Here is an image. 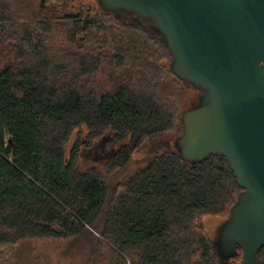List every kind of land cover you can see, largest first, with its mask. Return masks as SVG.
Returning a JSON list of instances; mask_svg holds the SVG:
<instances>
[{
  "label": "trees",
  "instance_id": "obj_1",
  "mask_svg": "<svg viewBox=\"0 0 264 264\" xmlns=\"http://www.w3.org/2000/svg\"><path fill=\"white\" fill-rule=\"evenodd\" d=\"M74 4L0 0V264H45L35 240L66 264H235L202 225L228 217L232 170L174 145L194 86L147 22Z\"/></svg>",
  "mask_w": 264,
  "mask_h": 264
},
{
  "label": "water",
  "instance_id": "obj_2",
  "mask_svg": "<svg viewBox=\"0 0 264 264\" xmlns=\"http://www.w3.org/2000/svg\"><path fill=\"white\" fill-rule=\"evenodd\" d=\"M147 22L170 54L174 76L202 90L182 110L174 145L183 160L227 161L241 191L214 246L235 264H262L264 246V0H95Z\"/></svg>",
  "mask_w": 264,
  "mask_h": 264
},
{
  "label": "rangeland",
  "instance_id": "obj_3",
  "mask_svg": "<svg viewBox=\"0 0 264 264\" xmlns=\"http://www.w3.org/2000/svg\"><path fill=\"white\" fill-rule=\"evenodd\" d=\"M97 2L95 0H75V4L73 6L74 10H79L81 8H89V7H94L96 6ZM193 101H185V105L183 109L191 107ZM75 139V134L71 137L69 140L67 147L69 148L71 144L73 143ZM85 140H82V143H84ZM109 145H105V148H107ZM103 154V152H100ZM143 155V153H137L134 155V158L132 159L130 165L128 166V169L126 171H121L118 174H116L112 179L113 180H118L124 176V173L128 172L130 169L135 168L137 165L140 163V158ZM84 161H82L83 166H87L92 163L91 156L90 155H85L84 156ZM223 222V221H222ZM221 220H219L217 217L214 216H205L202 218V225L204 228L207 230L209 235L212 238H215L217 230L219 225L222 223ZM25 245V250L30 251V257H35L38 256L39 258L43 260H47L44 263L45 264H66L67 260H62L59 259L58 256L56 255V250H59V246H57V243L52 242V241H29L24 244Z\"/></svg>",
  "mask_w": 264,
  "mask_h": 264
},
{
  "label": "flooded vegetation",
  "instance_id": "obj_4",
  "mask_svg": "<svg viewBox=\"0 0 264 264\" xmlns=\"http://www.w3.org/2000/svg\"><path fill=\"white\" fill-rule=\"evenodd\" d=\"M194 89H195V92H196L197 97H196L195 101L192 103L191 107L195 106L198 103L199 98H200V95L202 93V90L201 89L196 88V87H194Z\"/></svg>",
  "mask_w": 264,
  "mask_h": 264
}]
</instances>
